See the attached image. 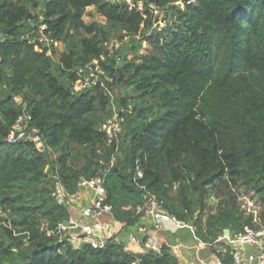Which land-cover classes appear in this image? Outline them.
I'll use <instances>...</instances> for the list:
<instances>
[{"label":"trees","instance_id":"obj_1","mask_svg":"<svg viewBox=\"0 0 264 264\" xmlns=\"http://www.w3.org/2000/svg\"><path fill=\"white\" fill-rule=\"evenodd\" d=\"M178 1L0 0V264H181L172 245L185 240L182 230L159 231L165 241L146 248L137 227L147 221L134 215L141 185L204 243L256 226L233 188L264 205V0ZM90 6L102 19L86 17ZM93 59L103 84L74 90L75 70ZM113 97L123 111L110 138L101 124ZM23 109L42 148L8 140ZM95 176L138 250L122 240L74 247L58 232L70 218L65 196ZM211 193L216 211L195 215ZM216 244L230 263L229 246Z\"/></svg>","mask_w":264,"mask_h":264},{"label":"built area","instance_id":"obj_2","mask_svg":"<svg viewBox=\"0 0 264 264\" xmlns=\"http://www.w3.org/2000/svg\"><path fill=\"white\" fill-rule=\"evenodd\" d=\"M129 4V1L126 0ZM141 9V5H138ZM157 13V10H154ZM41 40V38H40ZM78 79L74 82L73 89L80 91L90 87L93 84L100 82V75H104L103 69L100 67L97 59L86 63L75 70ZM107 79V77L105 76ZM118 119H122L118 115ZM32 117L29 112L24 109L17 116L12 129L9 132L8 140L17 141L24 137H30L35 142L37 147H42V140L38 134V130L32 128L33 133H29V122ZM114 118L106 120L101 124L102 129L109 135V137L116 136L120 130V121ZM142 176V170L139 166L135 167L133 181L137 183V179ZM80 191L90 192V199L84 203H80V213L86 220L84 223H78L76 220L69 218L68 221L61 223L58 226V232L62 236L67 237L74 247H79L82 243H88L92 248H104L109 240L118 241L117 237V221L112 214V205L106 202L105 189L103 186V176H95L90 179H81L78 182ZM143 190L144 201L137 206L134 215H140L146 219L147 223L138 225V230L147 233L145 240L146 248L148 250H158L159 246V231L175 232L179 229H187L192 236H195V227L192 222H187L170 214L163 206V199L146 189L145 185L140 186ZM55 194V193H54ZM62 191H57L56 195L59 199L66 197V203H73L76 196H65ZM104 215L111 217L110 221L102 226L97 220ZM196 217V216H195ZM87 219L92 220L91 222ZM95 222H94V221ZM148 224V225H147ZM123 227H127V223L123 222ZM147 226L150 229L147 231ZM106 230L105 232L103 231ZM135 238V237H134ZM218 241H222L229 246L228 255L230 263L221 259L220 256L213 254V259L216 264H264V223L256 225L255 227L244 226L242 230L234 234L223 233L216 240L211 243H204L207 246H215ZM253 247V251L246 256L243 255L244 245ZM225 252V249H222ZM132 264H135L133 262ZM136 264H139L136 261Z\"/></svg>","mask_w":264,"mask_h":264},{"label":"rangeland","instance_id":"obj_3","mask_svg":"<svg viewBox=\"0 0 264 264\" xmlns=\"http://www.w3.org/2000/svg\"><path fill=\"white\" fill-rule=\"evenodd\" d=\"M129 2L132 4L133 3V0H130ZM177 3H178V5H181L182 4V2H180V0ZM137 5H141V2H138ZM87 10H88V14L86 16L87 18H92V19L98 18V19H102V17L95 11L94 7L90 6V7L87 8ZM154 15H157L159 17V20L157 22L158 25L159 26L164 25V18H165L164 15L163 14H157L156 12H154ZM40 38L43 39L44 38V35L43 34H40ZM47 41H49V39H47ZM54 47L56 49V52L53 54V56H54L55 59H57L58 56H59L60 51L63 49V44L60 43V42H55L54 43ZM48 53H50V51ZM129 107H132V105H130ZM109 111L112 113V116L110 117L112 120L114 118L118 119L119 118L118 115H120L119 113L121 111H123V109H120L118 111L117 105H116V98L115 97L112 98V104H111V106L109 108ZM119 121H122V119H120ZM175 188H176V185H175L174 189ZM81 192L82 191H79L78 192V194L76 195V198H74L75 201L73 203H70V204L67 203V204H69L68 210H69V213H70V218L72 220H76L78 223H80V222L81 223H84L85 222L84 220H86V218H84V216H82V214L80 213V209H79V206L82 203H84V201L82 200V198L80 199ZM233 192H234V194L237 197L236 198V201H237L239 207L241 209H244L246 212H251L253 214V217H254L253 220L255 221V223H256L257 226L259 224H262L261 221H260V219H259V214L264 209V205L259 200L257 194L254 191H252L251 189L245 188L243 185H240L238 187H234L233 188ZM89 199H90V195L87 198V200H89ZM218 200H219V198H217L216 194H212L211 193L210 195H208L204 199L205 206H204V209L202 211L200 210L201 207L199 205V202L196 203L197 210L195 211L194 214L195 215L196 214L198 215L200 213V214L203 215L202 217L205 218V216L208 215L209 213L216 211V205L218 203ZM110 219H111L110 216L104 215L103 217L99 218L97 220V222H99L103 226L106 223H108L110 221ZM87 221H89V219H87ZM91 221L92 220L90 219L89 222H91ZM117 230L121 232L120 233V238L123 241L126 240L127 236L130 233L133 234V232L130 229H128L127 227H123L122 224H120V223H117ZM103 231L105 232L106 230L103 229ZM189 239H190V242L189 243L191 245L194 244L195 247L194 248H189L187 250V253L186 254L189 257L188 259H190L191 261L194 259V261L197 262V263L195 262V263H192V264H201V262L198 260V257L203 260L206 256L207 257H210L209 255L212 256L214 254L211 249H212V247H215V246H207L202 241H199V240L195 241L194 239H191V238H189ZM130 240L131 241H135L134 235L132 236V239L130 238ZM179 244L183 245V246H181V245H179V246L182 247L184 250L187 249L185 247V244H183V243H179ZM126 245H127V243H126ZM215 245H217V244H215ZM127 246L130 247V248H132L130 244H128ZM201 246H203V249H200ZM243 248H244V250H241V252H244L243 253L244 256H246L248 253H250L251 251H253V247H251V246H249L247 244L244 245ZM132 249H134V248H132ZM138 249L139 248H137L135 250H138ZM178 249H179L178 246L175 247L176 252L178 251ZM180 257L182 258V263L181 264H185V261H184L185 260V257H182V256H180Z\"/></svg>","mask_w":264,"mask_h":264},{"label":"crops","instance_id":"obj_4","mask_svg":"<svg viewBox=\"0 0 264 264\" xmlns=\"http://www.w3.org/2000/svg\"><path fill=\"white\" fill-rule=\"evenodd\" d=\"M83 192V193H82ZM81 192V195H80V199L82 198V200L85 202V201H87V198L89 197V195L90 194H88V192L86 193L85 191H82ZM88 194V195H87ZM88 196V197H87ZM179 230H182V232L183 233H185V240L184 241H181V240H178L175 244H173L172 245V249L173 250H175V247H179V249H178V251H177V253L178 254H180V256H182V257H185V264H192V263H195L196 261H194V259L191 261L190 259H188L189 257H188V255L186 254L187 253V250L189 249V248H194L195 246H194V244L193 245H191L189 242H190V239L189 238H191V239H194L195 241H197V240H199V241H201L200 239H198L197 237H194V236H192V234L191 233H187L188 231L187 230H184V229H179ZM120 231H118L117 230V237H118V239L119 240H122L121 238H120ZM132 236H133V234H129L128 236H127V238H126V240H125V242L127 243V245L128 244H130L131 245V247L132 248H134V249H137L139 246H138V244H139V242L137 241V239L135 238V241H131L130 240V238L132 239ZM134 237H136V236H134ZM158 237L160 238V239H162V240H164L165 241V237H161V236H159L158 235ZM123 241V240H122ZM179 243H183V244H185V247L187 248L186 250H184L182 247H180L179 245H181V244H179ZM191 245V246H190ZM181 246H183V245H181ZM176 251V250H175ZM209 252V251H208ZM210 257H205L203 260L202 259H200L198 256V260L201 262V264H216V262H215V260L213 259V256H211V255H209ZM191 258V257H190ZM194 261V262H193ZM197 263V262H196ZM135 264H136V262H135Z\"/></svg>","mask_w":264,"mask_h":264},{"label":"water","instance_id":"obj_5","mask_svg":"<svg viewBox=\"0 0 264 264\" xmlns=\"http://www.w3.org/2000/svg\"><path fill=\"white\" fill-rule=\"evenodd\" d=\"M186 1H188V0H180V2H186ZM40 148H42V147H40ZM224 233L225 234H229V231H228V229H226L225 231H224ZM180 261H181V263H182V258L180 257Z\"/></svg>","mask_w":264,"mask_h":264},{"label":"bare ground","instance_id":"obj_6","mask_svg":"<svg viewBox=\"0 0 264 264\" xmlns=\"http://www.w3.org/2000/svg\"><path fill=\"white\" fill-rule=\"evenodd\" d=\"M200 249H203V246H201Z\"/></svg>","mask_w":264,"mask_h":264}]
</instances>
